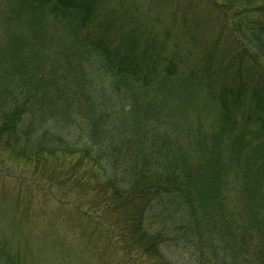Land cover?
Listing matches in <instances>:
<instances>
[{"label":"trees","instance_id":"trees-1","mask_svg":"<svg viewBox=\"0 0 264 264\" xmlns=\"http://www.w3.org/2000/svg\"><path fill=\"white\" fill-rule=\"evenodd\" d=\"M140 1L7 0L0 264H264V0Z\"/></svg>","mask_w":264,"mask_h":264},{"label":"rangeland","instance_id":"rangeland-1","mask_svg":"<svg viewBox=\"0 0 264 264\" xmlns=\"http://www.w3.org/2000/svg\"><path fill=\"white\" fill-rule=\"evenodd\" d=\"M140 2H141L140 0H136L137 4H139ZM5 9L10 11V6L7 5V0H0V33H2L4 30L7 29L8 26L5 25V23L13 24L12 21L10 22V20H8V16H6V12L2 14V11H4ZM143 15L146 17L147 22L151 20L150 15L147 14H143ZM143 15L140 14V18L144 17ZM59 29L60 27L57 26V30ZM202 98L203 97H200V101H202ZM178 119L179 117L177 116L175 118V121ZM191 119L194 121L195 119H197V117L192 116ZM198 120L204 124H208L212 120V116H208L207 113L202 112ZM20 175H22V169L20 170L18 163H16L15 161H11L8 157L5 158L0 157V226H2L4 222H7L8 217H5L4 213L5 211L7 212L6 208L9 205L11 198L14 196V191L11 188L12 187L11 180L15 179ZM37 206H39V204H37ZM49 257L50 259H52L53 253ZM51 264H53V262H51Z\"/></svg>","mask_w":264,"mask_h":264}]
</instances>
